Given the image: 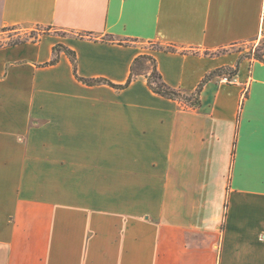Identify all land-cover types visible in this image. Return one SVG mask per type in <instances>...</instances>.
Wrapping results in <instances>:
<instances>
[{"label":"crops","instance_id":"0c3cea01","mask_svg":"<svg viewBox=\"0 0 264 264\" xmlns=\"http://www.w3.org/2000/svg\"><path fill=\"white\" fill-rule=\"evenodd\" d=\"M18 26L50 31L0 46V264H264V0H0ZM60 46L112 84L143 53L186 95L235 80L187 106Z\"/></svg>","mask_w":264,"mask_h":264},{"label":"trees","instance_id":"16d2710c","mask_svg":"<svg viewBox=\"0 0 264 264\" xmlns=\"http://www.w3.org/2000/svg\"><path fill=\"white\" fill-rule=\"evenodd\" d=\"M22 42H26V41H19L17 43H22ZM150 44L155 45V48L153 50H175V48L171 45L168 46H164L160 43L157 42H149ZM62 48H64V50L66 52H68V54L72 57V62L74 64V72L76 77L81 80L82 82L88 84V85H94V84H99V83H109L107 80L105 79H88V78H83L81 76L78 75L77 70H76V64H75V53L63 46H60ZM258 58H262L258 57ZM58 60V56L57 54L54 56V58L48 63V64H53L55 62H57ZM150 61L151 62V67L146 65L147 62ZM223 70H216L214 72H212L211 74H209L204 81L200 84V86L198 87V89L191 95H186L183 94L181 91H179L178 89H175L171 86H169L162 78L161 73L158 70V66H157V61L156 58L152 55V54H148V53H143L140 54L134 61V63L132 64L131 67V72H130V76L127 80L126 83L124 84H112L113 86H115L116 88L122 89L127 87L134 79L138 78L139 76H145L147 78V82L149 87L158 94H161L165 97L168 98H173V99H178L180 101H182L184 104H186L187 106H197L200 104V92L203 86V83L206 82L207 80L211 79L212 76L216 73H222ZM236 73V70H231L229 72V75L232 76L233 74Z\"/></svg>","mask_w":264,"mask_h":264},{"label":"rangeland","instance_id":"374dc122","mask_svg":"<svg viewBox=\"0 0 264 264\" xmlns=\"http://www.w3.org/2000/svg\"><path fill=\"white\" fill-rule=\"evenodd\" d=\"M50 29L47 27L36 26L32 28L25 27H10L3 29L0 33V46L15 44L19 41H35L42 34L49 32ZM147 49L153 50L155 45L146 43ZM59 48V47H58ZM240 50H243L246 55L261 57L264 55V37L260 38L258 42L249 43L247 45L240 46ZM151 67V62L147 64ZM229 70L223 69L222 74L229 75Z\"/></svg>","mask_w":264,"mask_h":264},{"label":"built area","instance_id":"2783aa9c","mask_svg":"<svg viewBox=\"0 0 264 264\" xmlns=\"http://www.w3.org/2000/svg\"><path fill=\"white\" fill-rule=\"evenodd\" d=\"M221 80L222 81H226V82H232V81H234L235 80V78L234 77H232V76H230V75H223L222 77H221Z\"/></svg>","mask_w":264,"mask_h":264}]
</instances>
